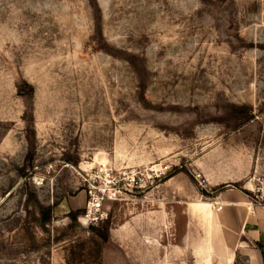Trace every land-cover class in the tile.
<instances>
[{
  "label": "rangeland",
  "instance_id": "obj_1",
  "mask_svg": "<svg viewBox=\"0 0 264 264\" xmlns=\"http://www.w3.org/2000/svg\"><path fill=\"white\" fill-rule=\"evenodd\" d=\"M97 170L137 183L87 230ZM173 172L264 188V0H0V264H161Z\"/></svg>",
  "mask_w": 264,
  "mask_h": 264
},
{
  "label": "crops",
  "instance_id": "obj_2",
  "mask_svg": "<svg viewBox=\"0 0 264 264\" xmlns=\"http://www.w3.org/2000/svg\"><path fill=\"white\" fill-rule=\"evenodd\" d=\"M86 195L85 191L78 192L75 204L80 201L85 206ZM160 195L168 211L172 205L175 221L185 219L183 227L174 226L175 241L160 242L161 264H264V208L248 191L228 186L205 201L200 199V189L194 181L176 174L161 184ZM218 202L223 205L221 211L215 210ZM117 258L104 255L103 264H114ZM145 259L148 256L141 260Z\"/></svg>",
  "mask_w": 264,
  "mask_h": 264
},
{
  "label": "built area",
  "instance_id": "obj_3",
  "mask_svg": "<svg viewBox=\"0 0 264 264\" xmlns=\"http://www.w3.org/2000/svg\"><path fill=\"white\" fill-rule=\"evenodd\" d=\"M127 180L129 179L125 176L116 174L111 170H97L84 179L82 186L87 194V204L80 218L84 220L87 230L92 227H98L108 221L109 213L104 207L109 201L119 200V197L129 190L128 187L136 182L135 178L130 179V183H127ZM252 193L255 203L264 208V188L258 191L257 194L254 191ZM222 208V204L219 202L215 203L216 211H221Z\"/></svg>",
  "mask_w": 264,
  "mask_h": 264
},
{
  "label": "trees",
  "instance_id": "obj_4",
  "mask_svg": "<svg viewBox=\"0 0 264 264\" xmlns=\"http://www.w3.org/2000/svg\"><path fill=\"white\" fill-rule=\"evenodd\" d=\"M177 173H178V172L170 173L168 176H166V177L164 178V180L166 181L167 179H169V178L175 176ZM40 212H41L42 216L45 217L44 220H45L46 222H48V221L51 220L52 210H51L50 208H43V207H41V208H40ZM78 216H79V212H78V211H73V212L70 213V218H71L72 220H74V221H79V217H78ZM79 224H80L81 226H83L80 222H79ZM84 227H85V226H84ZM106 241H107V240H106Z\"/></svg>",
  "mask_w": 264,
  "mask_h": 264
},
{
  "label": "bare ground",
  "instance_id": "obj_5",
  "mask_svg": "<svg viewBox=\"0 0 264 264\" xmlns=\"http://www.w3.org/2000/svg\"><path fill=\"white\" fill-rule=\"evenodd\" d=\"M253 189H254V184H250V185H248V187H247V190H249V192H253Z\"/></svg>",
  "mask_w": 264,
  "mask_h": 264
}]
</instances>
